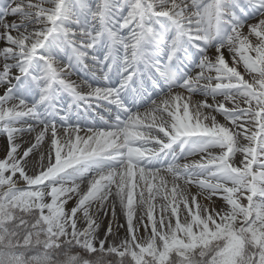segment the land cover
<instances>
[{
  "label": "snow or ice",
  "instance_id": "snow-or-ice-1",
  "mask_svg": "<svg viewBox=\"0 0 264 264\" xmlns=\"http://www.w3.org/2000/svg\"><path fill=\"white\" fill-rule=\"evenodd\" d=\"M0 138V264H264V0H0Z\"/></svg>",
  "mask_w": 264,
  "mask_h": 264
},
{
  "label": "rangeland",
  "instance_id": "rangeland-1",
  "mask_svg": "<svg viewBox=\"0 0 264 264\" xmlns=\"http://www.w3.org/2000/svg\"><path fill=\"white\" fill-rule=\"evenodd\" d=\"M249 22H254V21H249ZM74 79H76V77H74ZM112 110L115 111L114 108ZM101 115H103L105 117V119H108V113L105 111L104 107L96 109L95 111L92 112L91 116H88V117H85V118L93 120L97 126H100L102 124L101 121H100V116ZM218 119H222V118L218 117ZM84 126L86 127L87 124H84ZM25 139H30V137H25ZM0 140H2V138H0ZM37 158L38 157L33 156L31 159L35 160ZM30 169H31V165H30ZM32 171H34V169H32L30 171V174H32ZM69 207H71V202L69 203ZM110 219H111V214H109L107 217H105V216H103V214H101V216L99 218V222L101 224V228H104L106 230L108 222H109ZM81 226H83V225H81Z\"/></svg>",
  "mask_w": 264,
  "mask_h": 264
},
{
  "label": "bare ground",
  "instance_id": "bare-ground-1",
  "mask_svg": "<svg viewBox=\"0 0 264 264\" xmlns=\"http://www.w3.org/2000/svg\"><path fill=\"white\" fill-rule=\"evenodd\" d=\"M197 99H199V97H197ZM89 122H93V120H90V119H87V118H84V119L81 120V123L83 125L84 124H88ZM101 123H103V122L101 121ZM30 139H32V137H30ZM25 146H27V145H25ZM217 203H218V205H221L223 202L222 201H217ZM116 210H117V215L119 217V213H120L119 206H117V209ZM119 223H121V224L124 223V220H123L122 217L119 219ZM104 232H105V229L104 228H100L99 229V236H100V238H103ZM141 234H143V230H141ZM124 235H125V230L123 228L119 229V238H123ZM109 239L111 240L112 238L110 237Z\"/></svg>",
  "mask_w": 264,
  "mask_h": 264
}]
</instances>
